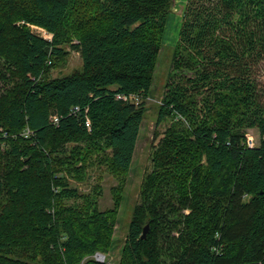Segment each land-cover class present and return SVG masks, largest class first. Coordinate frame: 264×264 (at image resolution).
<instances>
[{
	"label": "trees",
	"instance_id": "trees-1",
	"mask_svg": "<svg viewBox=\"0 0 264 264\" xmlns=\"http://www.w3.org/2000/svg\"><path fill=\"white\" fill-rule=\"evenodd\" d=\"M173 1L0 0V264H107L120 200L68 176L130 169ZM66 45L82 67L50 77ZM262 60L264 0H187L120 264H264Z\"/></svg>",
	"mask_w": 264,
	"mask_h": 264
},
{
	"label": "rangeland",
	"instance_id": "rangeland-1",
	"mask_svg": "<svg viewBox=\"0 0 264 264\" xmlns=\"http://www.w3.org/2000/svg\"><path fill=\"white\" fill-rule=\"evenodd\" d=\"M186 3L187 0L173 1L172 10L162 38L163 45L157 62L154 84L150 95L145 97L147 105L146 116L142 122L134 160L130 169L123 174L116 175L109 170L108 165L104 161L100 160V154H93L81 180L68 176L71 186L77 187L83 193L92 192L96 189L98 191H96L98 205L101 209L111 208L117 199L120 200L118 221L114 235L115 247L108 256L102 252L96 253V255H101V261L106 260L107 264H120L122 247L127 236L133 208L141 200L143 181L146 174L153 167L152 152L154 146L158 143L159 138L163 136L166 128L173 122V118L167 117L161 124H157V117L165 84L170 74L172 56L177 44ZM31 27L35 33L43 36V31L40 29L41 26L32 24ZM50 33L53 38V33ZM65 50L67 51L65 55L54 59L55 64L50 68V77L70 74L82 67L80 53L68 45L65 46ZM254 77L260 89L264 92V60L256 66ZM3 88L4 82L0 79V93ZM247 133L254 137L256 144L259 143L260 133L257 128L248 129Z\"/></svg>",
	"mask_w": 264,
	"mask_h": 264
},
{
	"label": "built area",
	"instance_id": "built-area-1",
	"mask_svg": "<svg viewBox=\"0 0 264 264\" xmlns=\"http://www.w3.org/2000/svg\"><path fill=\"white\" fill-rule=\"evenodd\" d=\"M42 31H43V36L45 37V38H48V39H51L52 37V34L48 31V30H46L45 28H40ZM51 34V35H50ZM131 99H134V100H138V96H136V95H131ZM118 98H121V99H124V100H128L130 97L128 96V95H126V94H118ZM87 120V125H91V121H90V119L89 118H87L86 119ZM55 121L57 122L58 121V117H56L55 118ZM29 134H31V130L30 129H27L26 131H25V135L26 136H28ZM247 143H248V145H250V146H254V145H256V143H255V141H254V137H252L249 133H247ZM103 257V256H102ZM96 258L98 259V260H102V258H101V255H96Z\"/></svg>",
	"mask_w": 264,
	"mask_h": 264
},
{
	"label": "water",
	"instance_id": "water-1",
	"mask_svg": "<svg viewBox=\"0 0 264 264\" xmlns=\"http://www.w3.org/2000/svg\"><path fill=\"white\" fill-rule=\"evenodd\" d=\"M148 231H149V224H147L146 227L144 228V232H143L144 238L146 237Z\"/></svg>",
	"mask_w": 264,
	"mask_h": 264
}]
</instances>
